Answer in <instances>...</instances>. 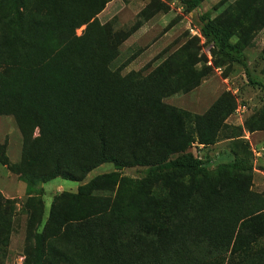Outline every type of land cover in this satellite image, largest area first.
<instances>
[{
  "label": "rangeland",
  "instance_id": "obj_1",
  "mask_svg": "<svg viewBox=\"0 0 264 264\" xmlns=\"http://www.w3.org/2000/svg\"><path fill=\"white\" fill-rule=\"evenodd\" d=\"M101 6L103 9L94 16ZM263 11L264 0H205L190 13L178 1L165 0H0V110L16 103V85H23L39 102L55 101L63 121L70 110L81 121H96L84 97L92 100L90 104L102 98L119 103L117 96L111 95L114 91H122V114L124 110L136 117L132 106L138 103L135 96L166 77L172 82V90L161 98V103L181 114L187 132L194 135V117L205 114L221 98L233 99L237 109L223 124L216 143L197 147L196 155L216 164L237 154L249 159L256 169L249 176L251 196L245 202L229 201L222 193L215 209L217 219L226 222L215 230L219 242L226 234H232L233 240L239 233L242 222L228 224L231 215L235 218L256 212L243 219L255 220L240 233L245 242L254 230L264 226V174L257 170L264 165V128L256 129L259 124L264 126L260 123L264 94L249 85L240 67L223 60L205 43L199 33V17L210 12L212 19L229 22L234 40L246 33L248 72L263 81L264 19L259 21ZM14 17L16 24L11 21ZM62 62L75 65L76 70L60 73ZM65 80L66 85L61 86ZM126 96L129 99L123 102ZM52 118L56 120L55 115ZM41 123V117L27 108H18L15 115L0 111V264H34L31 253L35 233L44 235V264H121L114 254L110 255L114 261L108 254L101 256L100 251L108 244L105 237L101 245H81L76 235L79 229L66 232L63 227L49 224L54 207L66 213L63 195L76 194L79 186L115 168L112 164L101 165L81 182L60 177L45 181L51 160L33 167L26 165V157L35 156L51 139L42 132ZM131 130L137 128L126 126L118 134L110 130L108 134L118 145L122 141V155H130L127 152L131 150L149 162L154 152L146 142L136 140ZM63 137L67 142L63 160L75 169L79 161L74 144L81 140L80 151L88 154L94 144L85 132L77 135L70 127ZM4 160L7 165H3ZM146 169L134 166L124 168L120 174L140 180ZM188 187L187 178L175 185L159 182L150 187V217L146 222L155 233L152 241L144 238L149 260L170 258L177 250L195 245V238L209 233L198 223L202 218L198 201L188 204L184 200L181 206L173 202L174 197H183ZM116 191L106 188L94 193L96 216L109 209ZM211 199H216L214 194ZM187 206L192 213L185 209ZM78 222L71 226L77 227ZM222 243L226 250L228 241ZM252 248H264V239ZM205 264L227 261L215 259Z\"/></svg>",
  "mask_w": 264,
  "mask_h": 264
},
{
  "label": "trees",
  "instance_id": "obj_2",
  "mask_svg": "<svg viewBox=\"0 0 264 264\" xmlns=\"http://www.w3.org/2000/svg\"><path fill=\"white\" fill-rule=\"evenodd\" d=\"M165 1H178L184 11L190 13L199 9L205 0ZM102 9L103 6L94 12V16ZM263 19L264 11L259 21L262 22ZM11 21L13 24L17 23L15 17ZM199 22L201 25L199 33L205 43L209 44L215 54L223 60L240 67L245 72L249 85L258 88L264 94V80L258 81L248 72L245 56L247 34L242 33L237 40H234L231 24L219 18L212 19L210 12L201 15ZM59 66L60 73L76 70L75 65L66 66L65 62ZM171 83L168 78L163 77L162 80L147 86L143 94L135 96L138 103L132 106L137 111L136 117H130L124 110L122 114V91H114L111 95L114 98L117 96L119 103L109 98L107 100L102 98L90 104L92 100L84 97V104L88 106L89 113L96 121H81L72 110L67 115L64 114L63 121L61 111L53 104L56 103L55 101L45 99L44 103L39 102L38 98L30 96L27 87L23 85H16V103L4 106L0 111L15 115L18 108H27L41 117L42 132L45 136L50 135L51 139L35 156L26 157V165L33 167L51 160L52 166L48 170L45 181L60 177L67 181L81 182L101 165L114 166V172L97 176L89 183L79 186L76 194L63 195L62 199L68 206L65 215L61 214L57 207L52 210L49 224L63 227L66 232H72L73 228L79 229L80 232L76 235L81 245L91 242L100 244L105 237L108 244L100 251L101 256L108 254L110 260L114 261L110 256L114 254L120 259L121 264L122 259L123 264H205L215 259H219L222 263L227 261V264H264V248H252L259 240L264 239V226L254 230L253 236L245 242L240 235L245 227H249L255 221L250 219L244 222L243 219L256 215V212L245 216L236 215L237 219L233 215L229 217L228 224L242 222L239 233L233 240L232 234H226L219 242L215 234V230L226 223L221 218L217 219V210H215L219 205L221 194H226L229 201L245 202L248 196H251L248 193V179L256 170L253 164L249 159L239 157L237 154H233L232 158L226 162L216 164L210 160L203 161L196 155L197 147L207 148L216 143L223 124L237 109L236 102L233 99L221 98L205 114L194 117L195 132L192 135L187 132L182 115L161 103V98L172 90ZM68 84L71 85L70 82ZM64 85L66 80L61 86ZM128 99L129 96H126L123 102ZM36 104L40 107L37 108ZM52 115L56 116V120L52 118ZM118 115L121 117L114 120V117ZM142 116H144L143 119ZM260 119V123H264L263 113ZM126 126L136 127L137 130H131L136 140L146 142L154 152L149 162L143 156H136L131 150L127 152L130 155H122V141L118 145L108 134L109 130L118 134ZM68 127L74 129L77 135L85 132V136L89 137L94 144L93 151L89 154L80 151L81 140L74 144L75 155L79 161L75 169L69 168L62 155L67 146L63 132ZM263 128V124H259L256 129ZM146 130L149 131V135ZM3 165H7L5 160ZM134 166L147 167L140 180L120 174L124 168ZM257 170L264 174V165ZM183 178L189 181L187 193L183 197H174L173 202L181 206L185 201L188 204L192 200L198 201L202 212V218L198 220V223L208 228L209 233L195 238L197 242L195 245L177 250L176 254L170 258L149 260V246L146 250L144 238L147 237L152 241L155 233L146 222L150 217L148 207L151 201L150 187L159 182L175 185ZM106 188H116L115 199L111 202L109 209L96 216L94 209L97 200L94 198V193ZM211 193L216 199H211ZM185 209L190 213L193 212L189 206ZM76 220L79 221L76 224L77 227H72V223ZM152 229L153 234L150 233ZM32 239L33 263L44 264L46 256L44 235L35 233ZM223 241L229 243L226 250H224ZM240 242L241 246L238 247ZM153 247L155 246L152 245L150 248Z\"/></svg>",
  "mask_w": 264,
  "mask_h": 264
}]
</instances>
